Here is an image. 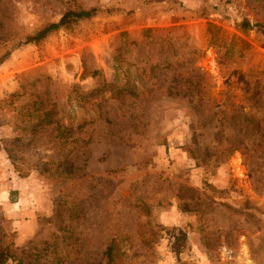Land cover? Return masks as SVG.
I'll return each instance as SVG.
<instances>
[{
  "label": "rangeland",
  "instance_id": "1",
  "mask_svg": "<svg viewBox=\"0 0 264 264\" xmlns=\"http://www.w3.org/2000/svg\"><path fill=\"white\" fill-rule=\"evenodd\" d=\"M3 251L264 264V0H0Z\"/></svg>",
  "mask_w": 264,
  "mask_h": 264
},
{
  "label": "trees",
  "instance_id": "2",
  "mask_svg": "<svg viewBox=\"0 0 264 264\" xmlns=\"http://www.w3.org/2000/svg\"><path fill=\"white\" fill-rule=\"evenodd\" d=\"M97 11L98 9L96 7L82 10H67L58 21L51 22L39 29L36 33L27 35L24 42H39L47 37L52 31L58 30L62 26L68 25V23L73 20L90 18ZM246 23L247 22H244L243 25H246ZM2 253L3 254H0L2 257L0 258V264H8L9 257H11L10 253L5 251ZM23 261V258H18L16 264H22Z\"/></svg>",
  "mask_w": 264,
  "mask_h": 264
}]
</instances>
